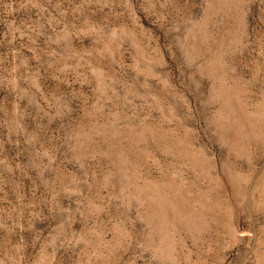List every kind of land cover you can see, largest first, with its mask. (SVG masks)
Returning a JSON list of instances; mask_svg holds the SVG:
<instances>
[{
	"label": "rangeland",
	"instance_id": "obj_1",
	"mask_svg": "<svg viewBox=\"0 0 264 264\" xmlns=\"http://www.w3.org/2000/svg\"><path fill=\"white\" fill-rule=\"evenodd\" d=\"M0 264H264V0H0Z\"/></svg>",
	"mask_w": 264,
	"mask_h": 264
}]
</instances>
